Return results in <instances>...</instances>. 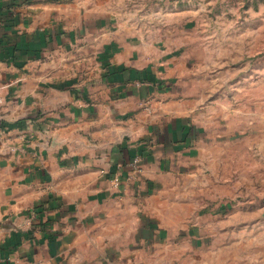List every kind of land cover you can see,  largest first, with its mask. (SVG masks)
I'll return each mask as SVG.
<instances>
[{
	"label": "crops",
	"instance_id": "0c3cea01",
	"mask_svg": "<svg viewBox=\"0 0 264 264\" xmlns=\"http://www.w3.org/2000/svg\"><path fill=\"white\" fill-rule=\"evenodd\" d=\"M101 5L0 0V264L169 262L160 190L196 134L180 31Z\"/></svg>",
	"mask_w": 264,
	"mask_h": 264
},
{
	"label": "rangeland",
	"instance_id": "374dc122",
	"mask_svg": "<svg viewBox=\"0 0 264 264\" xmlns=\"http://www.w3.org/2000/svg\"><path fill=\"white\" fill-rule=\"evenodd\" d=\"M93 1L180 31L173 83L196 134L160 190V262L264 264V0Z\"/></svg>",
	"mask_w": 264,
	"mask_h": 264
},
{
	"label": "built area",
	"instance_id": "2783aa9c",
	"mask_svg": "<svg viewBox=\"0 0 264 264\" xmlns=\"http://www.w3.org/2000/svg\"><path fill=\"white\" fill-rule=\"evenodd\" d=\"M133 164L135 165V168H140V159L138 157L134 158Z\"/></svg>",
	"mask_w": 264,
	"mask_h": 264
}]
</instances>
